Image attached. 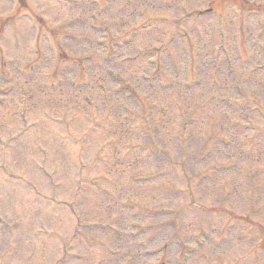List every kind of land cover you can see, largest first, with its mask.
I'll return each instance as SVG.
<instances>
[{
  "label": "rangeland",
  "instance_id": "1",
  "mask_svg": "<svg viewBox=\"0 0 264 264\" xmlns=\"http://www.w3.org/2000/svg\"><path fill=\"white\" fill-rule=\"evenodd\" d=\"M228 4L0 0V229L19 225L22 235L10 254L2 251L9 255L0 264L59 259L55 247L37 236L38 224L49 229L51 221L71 253L84 256L61 264H231L250 256V249L262 260L252 264H264V240L244 243L264 237V15ZM24 123L34 129L9 137ZM74 140L80 142L75 148L66 145ZM45 141L65 152L68 177L59 179L71 206L80 205L78 216L89 217V224L104 217L101 234L91 233L96 241L87 243L82 235L70 240L69 213L39 209L52 204L46 176L33 170L40 164L35 147L46 150ZM53 164L61 168L50 157L49 173ZM77 166L95 179L94 187L72 190ZM19 174L29 178V192L19 190ZM217 208L234 219L216 215ZM244 216L255 223L240 221ZM126 222L139 232L158 223L138 240L157 243L147 248L157 256L137 257ZM202 236L196 247L192 237ZM7 240L16 242L0 234L1 250ZM31 241L48 254L29 261Z\"/></svg>",
  "mask_w": 264,
  "mask_h": 264
}]
</instances>
